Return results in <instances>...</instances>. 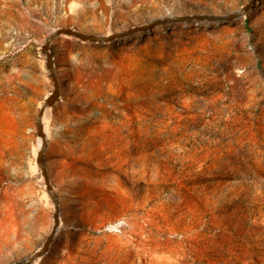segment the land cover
Returning a JSON list of instances; mask_svg holds the SVG:
<instances>
[{
  "label": "rangeland",
  "instance_id": "1",
  "mask_svg": "<svg viewBox=\"0 0 264 264\" xmlns=\"http://www.w3.org/2000/svg\"><path fill=\"white\" fill-rule=\"evenodd\" d=\"M247 1L0 0V264L32 256L52 226L35 163L36 114L52 90L46 37ZM53 52L61 97L43 124L60 226L32 264H264V0L221 24L104 44L61 36ZM16 77L30 102L17 123Z\"/></svg>",
  "mask_w": 264,
  "mask_h": 264
},
{
  "label": "water",
  "instance_id": "2",
  "mask_svg": "<svg viewBox=\"0 0 264 264\" xmlns=\"http://www.w3.org/2000/svg\"><path fill=\"white\" fill-rule=\"evenodd\" d=\"M257 1L258 0H248L247 3L244 4L238 10L224 14H216L214 12H202L184 15H162L158 18L150 20L146 24L127 28L119 32H112L108 35H93L69 27H60L55 29L46 37L44 44L41 46L40 51L44 56L45 69L48 72L50 81L52 82V90L49 96L44 99L42 105L40 106L36 114V136L37 138L41 139V145L36 153L35 162L38 166L40 176L43 180L46 194L49 197L53 206L52 226L48 236L46 237L45 241L43 242L42 246L38 251H36L32 256L22 261L15 262L13 264H32L42 258L46 253H48L60 226L59 201L55 193L54 187L52 186V183L50 181V177L45 163V152L48 146V141L42 121L44 112L47 109L53 107L54 104L58 102L61 97L60 82L54 65V41L61 36H65L71 37L83 43L104 44L124 39L135 34L146 33L159 26H165L175 23L207 22L221 24L243 17L245 14H247L253 9Z\"/></svg>",
  "mask_w": 264,
  "mask_h": 264
},
{
  "label": "crops",
  "instance_id": "3",
  "mask_svg": "<svg viewBox=\"0 0 264 264\" xmlns=\"http://www.w3.org/2000/svg\"><path fill=\"white\" fill-rule=\"evenodd\" d=\"M40 78H41L40 80L42 81V76H40ZM11 79L13 81V76H12ZM26 81H27V83H29L30 79L28 78ZM15 84H16L15 85L16 86V93H12V96L10 98V102H11L10 111H11V119H12V121H15L16 120V123H17L18 122L20 108H21V110H24V108H27L28 109L30 107L29 106L30 105V102H29V100L25 101L24 96H22L21 94H19V91H18L19 80H18L17 77L15 79ZM20 104H21V106H20ZM24 104H26V106Z\"/></svg>",
  "mask_w": 264,
  "mask_h": 264
},
{
  "label": "bare ground",
  "instance_id": "4",
  "mask_svg": "<svg viewBox=\"0 0 264 264\" xmlns=\"http://www.w3.org/2000/svg\"><path fill=\"white\" fill-rule=\"evenodd\" d=\"M171 13V11H169L168 9H165V14H166V16H168L169 14ZM55 42V41H54ZM54 44V43H53ZM47 110H49V109H47ZM46 112V111H45ZM45 112H44V115H45ZM43 115V119H42V121L44 122V120H45V116ZM44 125V131H45V133H46V125H45V123L43 124ZM47 136V135H46ZM38 145H41V139L40 138H38ZM36 163V162H35ZM38 167V166H37Z\"/></svg>",
  "mask_w": 264,
  "mask_h": 264
}]
</instances>
